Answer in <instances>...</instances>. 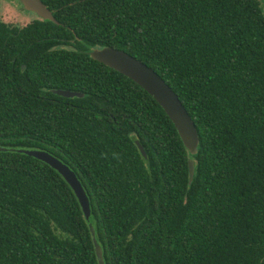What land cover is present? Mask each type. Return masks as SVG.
<instances>
[{
	"label": "trees",
	"instance_id": "trees-1",
	"mask_svg": "<svg viewBox=\"0 0 264 264\" xmlns=\"http://www.w3.org/2000/svg\"><path fill=\"white\" fill-rule=\"evenodd\" d=\"M41 2L58 24L0 22V147L66 165L90 218L50 166L0 152V264H98L89 225L104 264H264V0ZM103 47L178 96L195 156L152 97L89 57Z\"/></svg>",
	"mask_w": 264,
	"mask_h": 264
},
{
	"label": "water",
	"instance_id": "water-1",
	"mask_svg": "<svg viewBox=\"0 0 264 264\" xmlns=\"http://www.w3.org/2000/svg\"><path fill=\"white\" fill-rule=\"evenodd\" d=\"M26 12L34 13L39 19L58 24L53 17L52 12L41 2V0H16ZM65 49H68L65 47ZM74 50V49H73ZM89 57L98 63L120 73L133 81L142 88L153 100L161 107L174 125L183 146L191 157L198 151L199 138L194 122L187 113L186 109L178 99V96L169 88V86L152 69L142 64L124 51L112 49L109 47L91 48ZM53 94L64 98H82L83 94L67 90H53ZM136 146L143 158L146 153L143 146L136 142ZM17 151L29 157L35 158L55 170L69 185L74 192L79 205L82 209L85 219L90 218V207L88 198L78 181L76 175L62 162L41 150H23L6 149L0 147V152ZM189 183L194 177V161L190 158L187 162ZM89 230L93 238V245L98 264H104L102 250L95 239V231L91 225Z\"/></svg>",
	"mask_w": 264,
	"mask_h": 264
},
{
	"label": "rangeland",
	"instance_id": "rangeland-1",
	"mask_svg": "<svg viewBox=\"0 0 264 264\" xmlns=\"http://www.w3.org/2000/svg\"><path fill=\"white\" fill-rule=\"evenodd\" d=\"M30 19H35V17L23 11L14 1L0 0V22L19 28L26 25Z\"/></svg>",
	"mask_w": 264,
	"mask_h": 264
},
{
	"label": "flooded vegetation",
	"instance_id": "flooded-vegetation-1",
	"mask_svg": "<svg viewBox=\"0 0 264 264\" xmlns=\"http://www.w3.org/2000/svg\"><path fill=\"white\" fill-rule=\"evenodd\" d=\"M12 1H14V3H16L17 5H19V6L21 7V9L23 10V8H22V6H21V4H20L19 2H17L16 0H12ZM23 11H25V10H23ZM25 12H26V11H25ZM29 13H31V12H29ZM31 15H33V17H35V19H32V20L30 19V20H28V22H27L26 25H28V24L34 22L35 20L39 19L34 13H31ZM26 25H24V26H26ZM24 26H22V27H24ZM24 68H25V67L23 66L22 69H24Z\"/></svg>",
	"mask_w": 264,
	"mask_h": 264
}]
</instances>
